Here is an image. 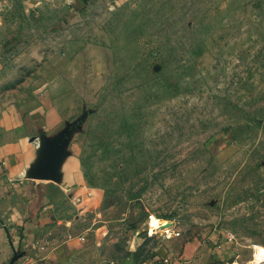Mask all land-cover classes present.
Returning <instances> with one entry per match:
<instances>
[{"label":"rangeland","instance_id":"1","mask_svg":"<svg viewBox=\"0 0 264 264\" xmlns=\"http://www.w3.org/2000/svg\"><path fill=\"white\" fill-rule=\"evenodd\" d=\"M0 65L64 110L9 264H264V0H0Z\"/></svg>","mask_w":264,"mask_h":264},{"label":"crops","instance_id":"2","mask_svg":"<svg viewBox=\"0 0 264 264\" xmlns=\"http://www.w3.org/2000/svg\"><path fill=\"white\" fill-rule=\"evenodd\" d=\"M6 85L0 81V90ZM57 104L49 96H0V264H9L12 251L24 248L23 235L35 234L45 219L56 183L50 167L43 166L44 152L36 158V151L64 133V110Z\"/></svg>","mask_w":264,"mask_h":264}]
</instances>
